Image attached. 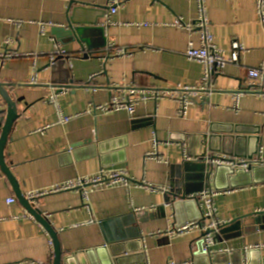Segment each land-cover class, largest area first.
I'll return each mask as SVG.
<instances>
[{
    "label": "crops",
    "instance_id": "crops-1",
    "mask_svg": "<svg viewBox=\"0 0 264 264\" xmlns=\"http://www.w3.org/2000/svg\"><path fill=\"white\" fill-rule=\"evenodd\" d=\"M257 1L205 0L215 45L226 57L233 41L243 49L237 62L214 76L211 95L179 117L168 98L142 100L132 115L93 105H105L130 88L169 90L200 83L202 63L185 54L190 40L199 45V33L172 25L176 18L192 22L197 0H122L112 14L111 0H0V52L8 40L7 50L22 53L0 68V81L11 84L19 113L4 155L25 196L101 169L125 170L133 180L128 187L98 186L87 195L58 191L33 203L52 223L70 264H264V94L240 93L248 70L264 63V21ZM70 20L82 28V46L69 35ZM56 45L70 56L58 66L57 79H73L77 88L59 92L47 85ZM117 47L127 52L115 56ZM55 93L56 103L49 102ZM5 107L0 96V110ZM61 115L70 120L60 121ZM212 134L228 136L225 145L217 138L211 144L225 151L208 149ZM231 135L245 139L239 150ZM155 148L165 160L147 155ZM204 153L248 161L247 172L230 179L231 165L222 164L208 186L194 177L198 171L183 168ZM141 182L164 190H148ZM185 185L192 191L172 202L171 193ZM208 188L219 190L214 202L222 225L213 252L206 254L199 249V228L172 231L201 219L204 207L195 195ZM168 195L170 204L164 203ZM10 197L16 200L8 203ZM31 216L0 168V264L53 260L50 236Z\"/></svg>",
    "mask_w": 264,
    "mask_h": 264
},
{
    "label": "built area",
    "instance_id": "built-area-1",
    "mask_svg": "<svg viewBox=\"0 0 264 264\" xmlns=\"http://www.w3.org/2000/svg\"><path fill=\"white\" fill-rule=\"evenodd\" d=\"M122 3V0H111L109 14L117 11L118 5ZM257 7L259 13L264 21V0L257 1ZM197 17L192 22H184L181 18H176L172 23L173 26H179L187 29L189 32H198L200 36V43L196 45L193 40H190L187 44L186 56L190 60H196L203 65V75L200 83L193 86H185L178 84L173 89H148L138 91L135 88H130L125 95L115 94L111 96L109 102L105 105H93L94 110H101L103 112H110L114 110H127L132 115L136 110V105L142 100H159V98H168L173 100L177 107L175 116L185 117L187 109L190 105L194 104L198 100H203L205 96L211 95L214 89V76L220 73L228 63H235L239 59V53L243 49L237 41H233V50L230 56H225L218 46L214 43V36L209 29V16L206 11L205 0H197ZM8 40L5 42L4 50L0 52V68L5 60L22 55L20 52L7 50ZM113 55H123L127 52L125 48H115ZM67 51L63 50L59 45L55 46L54 52L51 55V60L57 55H67ZM30 83H36V77H33ZM256 91L264 94V63L257 68H250L247 72V82L245 89L240 93H246V91ZM56 93L52 94L49 98V102L56 103ZM60 121H69L70 117L60 116ZM149 157L155 158L158 161L165 160L164 156L159 154L157 148L147 154ZM217 164H228L233 167H243L248 169L249 162L241 160L227 161L221 158H214L211 161V166L214 168ZM133 180L129 177L128 172L125 170L116 169H101L98 173L92 176L78 177L74 180L58 183L50 188L40 189L38 191H29L26 197L34 204H38L41 197L58 193L63 190H82L87 195L89 191H92L95 187H110L112 185H122L128 187ZM143 187L151 191H162L164 187H156L147 182L140 183ZM219 193V190L208 188L200 190L196 193L197 198L201 205L204 207L201 215V219L186 222L180 227H177L172 233H184L189 232L192 229H200L199 237L203 240L202 249L206 253L213 252L212 247L217 243L216 234L219 231L222 222L217 217V209L214 202V196ZM16 198L10 197L7 199L8 203L14 202ZM32 217V216H31ZM50 246L52 248L51 254H53V242L50 240ZM170 264H179L171 262Z\"/></svg>",
    "mask_w": 264,
    "mask_h": 264
},
{
    "label": "water",
    "instance_id": "water-1",
    "mask_svg": "<svg viewBox=\"0 0 264 264\" xmlns=\"http://www.w3.org/2000/svg\"><path fill=\"white\" fill-rule=\"evenodd\" d=\"M71 4H73V2H71ZM81 29H82L81 27L73 26L72 21L68 25L69 35L72 36L73 38H75L80 44L85 42L84 34H83ZM81 46H82V44H81ZM69 57H70L69 55H57L54 58V60H51V62L47 65V67L51 68V70L53 72L51 82L47 85L50 87H54V88L56 87L59 92L65 88H71V89L73 88L74 89V88L78 87V85L73 84V79L72 80L67 79L66 76H64L63 79H61V81H59L57 79V70L59 69L58 66H60L64 63L66 64ZM10 85L11 84L0 81V96L4 100V102L6 103V107L4 109L0 110V114L5 113L4 124L2 126V130H1V134H0V168L3 171V173H6V175L8 176V178L11 182V185H12V189L14 190L18 201L37 220V222L39 224H42L44 226V228L47 230V232L50 236V240L53 242V260L49 264H70L71 258L70 257H63V250H62L61 241L59 240L58 233L56 232L52 223H50L49 220L42 214V211H40V209L36 208L33 205L32 201L29 200L25 196L24 192L20 189L14 174L12 173L11 169L9 168V166L6 162V158L4 155L5 145L8 141L9 132H10L12 126L14 125V123H15L18 115H19L18 103H17V101H15L12 98L10 91H9V88H8ZM216 138L219 140L221 139V141H223L224 145L226 143H228V140H227L228 136L227 135L225 137H223L222 135L212 134L211 136L207 137V142L209 143L208 149L209 150L214 149L217 151H225L224 148L221 149V147L219 148V146H217L216 148L212 147L211 144H213L212 142H214V140ZM231 138L234 141H237L236 142V148L239 150L240 142L244 141L245 139L240 140V137H232V135H231ZM249 139L251 140V138H249ZM255 139H256L257 145H258L260 138L258 136H256ZM248 143H250V142H248ZM244 156H247V155L244 154ZM248 156L252 157L251 154H248ZM214 158H215V155H213V157H208V155L206 153H204L196 159L195 165H191L192 163H189L190 165L188 163H184L183 168H185L186 170H190L192 172L198 171L196 173V176H194V177H197L198 179H200V181H203V182L205 181L206 184H208V186H209L211 174L214 173V175L216 177L218 172H219V168L222 165V164H217L215 166L214 171H213V168L210 167L211 166L210 164ZM207 161H208V163H207ZM227 168H228V174H229L230 179L237 177L240 172H247V170L243 169V168H235L232 166H227ZM192 189H193L192 186L185 185V187L182 188L181 192L180 191L172 192L171 196L174 197L172 202L176 198H179V197L181 199L186 198L187 193H190L192 191ZM170 202H171L170 196L168 195L165 198L164 203L170 204ZM261 214H262V212H256V215H261ZM258 219L259 218H256V222ZM224 232H226L225 229L220 230V233H224ZM216 236L219 237V232L216 234ZM202 246H203V240L201 239V241H199V249L202 252H204L202 249ZM107 247H108V245L104 246L105 249Z\"/></svg>",
    "mask_w": 264,
    "mask_h": 264
}]
</instances>
